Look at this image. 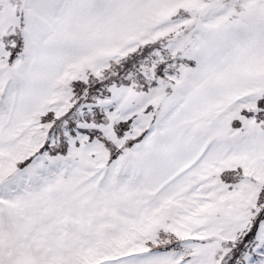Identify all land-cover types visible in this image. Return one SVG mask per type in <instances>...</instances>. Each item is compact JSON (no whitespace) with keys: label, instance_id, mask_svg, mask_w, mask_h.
<instances>
[{"label":"snow or ice","instance_id":"snow-or-ice-1","mask_svg":"<svg viewBox=\"0 0 264 264\" xmlns=\"http://www.w3.org/2000/svg\"><path fill=\"white\" fill-rule=\"evenodd\" d=\"M0 264H264V0H0Z\"/></svg>","mask_w":264,"mask_h":264}]
</instances>
